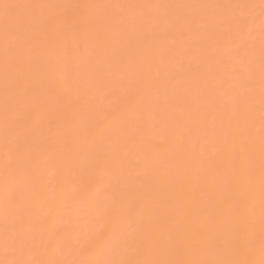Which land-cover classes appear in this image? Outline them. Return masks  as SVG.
Returning <instances> with one entry per match:
<instances>
[{
  "label": "bare ground",
  "instance_id": "1",
  "mask_svg": "<svg viewBox=\"0 0 264 264\" xmlns=\"http://www.w3.org/2000/svg\"><path fill=\"white\" fill-rule=\"evenodd\" d=\"M0 264H264V0H0Z\"/></svg>",
  "mask_w": 264,
  "mask_h": 264
}]
</instances>
